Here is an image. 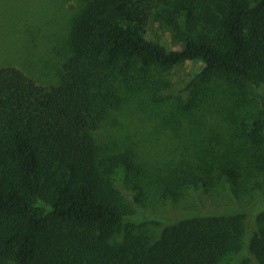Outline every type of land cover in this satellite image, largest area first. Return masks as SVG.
<instances>
[{
    "label": "trees",
    "instance_id": "obj_1",
    "mask_svg": "<svg viewBox=\"0 0 264 264\" xmlns=\"http://www.w3.org/2000/svg\"><path fill=\"white\" fill-rule=\"evenodd\" d=\"M154 23L180 48L150 39ZM63 27L58 84L0 67V264H264V207L251 226L244 208L145 213L194 189L264 194V0H78ZM189 61L182 96H163ZM132 104L189 142L179 159L98 140Z\"/></svg>",
    "mask_w": 264,
    "mask_h": 264
},
{
    "label": "rangeland",
    "instance_id": "obj_2",
    "mask_svg": "<svg viewBox=\"0 0 264 264\" xmlns=\"http://www.w3.org/2000/svg\"><path fill=\"white\" fill-rule=\"evenodd\" d=\"M77 7L78 0H0V67H18L45 86L58 84L62 59L56 51H49V45H60L58 48H62L61 45L65 44L68 33L63 25L77 11ZM147 35L169 50L180 48L173 42L170 27L154 23ZM201 67L200 62L189 61L175 68L169 74V88L162 90L161 94L174 99L182 96L181 90ZM96 137L103 145L117 151L132 147L143 161L154 167H162L179 159L189 144L170 127L161 125L160 119L135 104L114 111L96 132ZM117 178L124 181L123 171H120ZM253 195L238 201L226 190L205 192L194 189L176 204L167 203L155 209L148 207L145 213L154 219L161 218V221L169 222L187 214L197 216L244 208L246 221L251 226L264 207V203L250 207L255 199L264 197V194L256 192ZM167 224L153 222L151 226L158 234Z\"/></svg>",
    "mask_w": 264,
    "mask_h": 264
}]
</instances>
